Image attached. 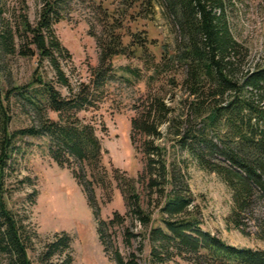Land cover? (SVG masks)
Masks as SVG:
<instances>
[{
  "label": "rangeland",
  "instance_id": "1",
  "mask_svg": "<svg viewBox=\"0 0 264 264\" xmlns=\"http://www.w3.org/2000/svg\"><path fill=\"white\" fill-rule=\"evenodd\" d=\"M122 0H65L60 5L64 19L53 25L55 35L67 54L59 55L58 62L70 83V88L55 83L54 73L47 61L39 63L37 55L23 56L19 52L22 34L20 23L26 20L34 25L42 7V0H0V34L10 32L13 50L6 53L0 46V102L6 128L11 135L7 144L4 168V199L7 207L16 214L26 216L37 233L34 249L28 252L32 264L45 244L55 234H65L71 239V264H116L113 255L119 254L124 263L152 264L148 230L143 229L133 217L124 228L114 227L105 233L107 253L98 241L96 220H107L113 212L124 214L127 209L124 196L117 182L110 186L90 189L95 207L91 208L87 194L74 179L70 169L61 168L51 159L48 136H21L15 132L41 128L48 119L57 120V114L43 104L31 105L25 94L36 83H50L62 98L74 96L83 85L91 81V71L98 66L99 51L96 38L101 36V26L96 11L101 3L109 13L121 20L119 34L122 44L128 46L126 54L113 57V71L89 92L91 103L77 113L83 123L94 126V133L102 148V164L116 169L127 178L142 176L144 182H135L140 205L159 226L158 209L163 201L161 191L168 192L169 185L149 188L145 174V158L140 152V138L130 141V119L134 117L149 94L164 98L173 108V119L160 126L161 138L157 141L165 148L167 169L172 170L178 186L186 184L193 198L191 212L196 214L199 227L221 239L224 243L252 250L264 251V196L254 195L246 212L235 213L233 192L215 173L203 170L187 150L174 147L178 130H183V88L170 85L173 74L182 78L184 67L169 63V56L176 53L180 38L176 28L164 16L158 3L152 8L144 6L128 9ZM225 18L232 37L243 44L249 57L245 68H252L264 60V0H222ZM99 16V15H98ZM138 40V42H137ZM24 43V42H23ZM32 48V47H29ZM92 104L93 107H88ZM1 124V122H0ZM3 134L0 129V147ZM137 147V149H135ZM220 162L222 158L217 159ZM76 166V165H75ZM86 178V177H85ZM84 185L86 179L83 180ZM109 182V183H108ZM89 193V192H88ZM30 194H35L30 203ZM33 200V199H32ZM95 211L98 215L95 216ZM150 227V225H149ZM133 255V256H132ZM66 254L55 255L53 262H62ZM6 261L0 257V264ZM162 264H190L180 259Z\"/></svg>",
  "mask_w": 264,
  "mask_h": 264
},
{
  "label": "trees",
  "instance_id": "2",
  "mask_svg": "<svg viewBox=\"0 0 264 264\" xmlns=\"http://www.w3.org/2000/svg\"><path fill=\"white\" fill-rule=\"evenodd\" d=\"M64 1L42 0L36 23L30 25L26 20L20 23L22 34L19 37L23 40L19 52L23 56L36 54L39 63L47 61L55 83L72 91L57 58L63 53L68 55L67 50L61 46L53 29L55 23L64 19L59 8ZM154 3L160 5L180 38L176 53L169 56V63L180 64L184 70L182 78L173 74L169 83L174 88H183L187 97L182 114L185 128L178 130L174 147L187 150L203 170L219 176L233 192L235 213L237 210L246 212L254 195L264 196V60L252 68H245L249 51L232 37L222 0H122L120 5L128 9L134 6L151 9ZM96 11L101 36L96 38L98 66L91 71V81L82 84L73 97L62 98L50 83H43L38 77L36 83L41 87L32 88L35 84H29L31 89L25 99L34 106L43 104L57 114V120L48 119L39 129L15 133L29 137L48 136L51 159L58 167L71 170L87 194L91 208L95 207V201L90 189L98 186L105 190L110 187L107 181L117 182L127 211L124 214L113 212L107 220H96V234L104 253L108 251L106 231H112L116 226L128 234L124 226L133 217L143 229H149V261L152 264L177 258L190 264H264V251L228 245L199 227L196 214L190 211L193 198L186 184L177 185L172 170L168 171L166 166V150L157 142L161 138L160 126L170 125L173 121L170 118L173 108L167 106L162 96L147 95L141 110L130 119L131 144L136 143L137 136L142 141L140 152L145 158L148 187L169 185L168 192L161 191L159 226L151 224L150 216L140 205L135 182H144L142 176L127 178L102 164L103 151L94 126L83 123L77 113L91 103L88 100L90 90L112 73V58L125 55L128 46L122 44L118 32L120 17L116 18L115 12L109 13L101 3L97 4ZM12 44L10 32L0 34V46L6 53L13 50ZM6 120L0 102L3 134L0 147V257L5 264H32L28 252L34 249L37 233L26 222L28 218L11 211L4 199L3 171L9 159L7 144L11 137ZM219 157L224 161H218ZM34 197L35 194H30V203ZM94 215H98L97 211ZM64 253L66 258L62 262L52 261L55 255ZM71 253L70 237L55 234L38 256V264H71ZM112 259L116 264H135L133 260L124 263L119 254L113 255Z\"/></svg>",
  "mask_w": 264,
  "mask_h": 264
}]
</instances>
